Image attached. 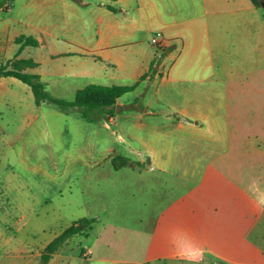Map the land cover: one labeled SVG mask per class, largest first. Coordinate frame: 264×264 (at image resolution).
Segmentation results:
<instances>
[{"label":"rangeland","instance_id":"obj_1","mask_svg":"<svg viewBox=\"0 0 264 264\" xmlns=\"http://www.w3.org/2000/svg\"><path fill=\"white\" fill-rule=\"evenodd\" d=\"M6 2L4 18L41 23L60 37L73 36V22L84 20V35L93 33L88 17L54 0ZM258 13L264 15L263 5ZM12 31L24 35L13 45L0 42V68L56 74L65 58L49 55L53 44L43 51L21 48L29 30L16 23ZM150 40L156 63L162 53ZM124 49L117 50L122 58L135 56ZM52 50L62 54L66 45L57 42ZM247 71L230 105L226 141L220 132L200 145L180 133L148 135L159 162L174 164L172 174L151 171L135 141L142 137L134 114L143 111L144 88L123 97L128 103L115 108L112 122L98 114L96 122L104 123L94 133L78 112L37 108L27 85L0 78V264H41L45 247L69 227L80 230L47 264H185L173 244L177 236L203 249L199 264H264V53ZM46 91L67 101L75 96L52 86ZM109 148L139 160L119 170L111 157L92 165ZM206 149L219 155L203 162Z\"/></svg>","mask_w":264,"mask_h":264},{"label":"crops","instance_id":"obj_2","mask_svg":"<svg viewBox=\"0 0 264 264\" xmlns=\"http://www.w3.org/2000/svg\"><path fill=\"white\" fill-rule=\"evenodd\" d=\"M54 1L79 18L82 14L88 17L87 27L94 28L91 36L84 35V20L83 23L73 22V36L67 32L60 37L41 23L28 25L4 18L0 12L1 43L13 45L17 37L24 35L13 33L12 27L17 23L29 30L26 37H33L38 42L35 50L43 51L57 42L66 45L62 54L52 52L54 46L49 48L50 56L65 58L56 74L48 77L35 71L46 89L52 86L60 91H73L75 95L90 84L136 85L129 93L144 88L143 111L134 114L138 120L136 129L142 137L136 136L135 141L142 146L151 171L157 169L172 174L175 167L169 162H159V154L150 142L149 134L172 136L180 133L194 137L199 145L209 134L217 132L221 133L222 141L228 139L232 132L227 128L229 109L239 91L242 70L249 72L258 54L264 53V15H259V7L250 0ZM261 5L264 0H260ZM42 8L45 6H36L37 11ZM77 27L82 31H75ZM156 32L162 33L168 47L155 63L148 41ZM121 49L127 50L125 53L134 49L135 56L122 58L117 54ZM88 62H93L95 68H87ZM79 83L84 85L78 86ZM124 96L127 95L116 101L119 112L128 103L122 100ZM107 116L108 121L114 120L113 116ZM87 123L96 133L104 122ZM201 153L199 159L203 162L210 155H219L208 149ZM113 155L131 162L139 160L137 154L109 148L103 158L92 165L99 166ZM164 219H169L168 215H164Z\"/></svg>","mask_w":264,"mask_h":264},{"label":"trees","instance_id":"obj_3","mask_svg":"<svg viewBox=\"0 0 264 264\" xmlns=\"http://www.w3.org/2000/svg\"><path fill=\"white\" fill-rule=\"evenodd\" d=\"M251 3L260 7L258 0H250ZM9 9L6 0H0V12H7ZM21 48L31 46L36 48L39 46L38 42L33 37H24L21 41ZM26 64L34 65L32 62H24ZM11 77L19 80L27 85L33 95L35 106L39 108L42 104H49L57 107L64 113L76 111L87 122L93 123L98 119V114L105 113L112 116L118 98L134 90L133 86H104L99 84H90L78 90L75 93L72 101H67L54 97L46 91L44 84L40 81L39 76L35 74H28L22 72L19 68L6 70L0 68V78ZM107 120V117H101ZM111 163L115 169H120L131 165L127 158L120 156H113ZM79 227H69L60 235L54 238L44 249L40 256L41 264H47L55 253L67 240L74 237L79 232Z\"/></svg>","mask_w":264,"mask_h":264},{"label":"clouds","instance_id":"obj_4","mask_svg":"<svg viewBox=\"0 0 264 264\" xmlns=\"http://www.w3.org/2000/svg\"><path fill=\"white\" fill-rule=\"evenodd\" d=\"M173 244L180 258L185 261V264H199V259L203 255V249L195 245L190 238L177 236L174 238Z\"/></svg>","mask_w":264,"mask_h":264},{"label":"built area","instance_id":"obj_5","mask_svg":"<svg viewBox=\"0 0 264 264\" xmlns=\"http://www.w3.org/2000/svg\"><path fill=\"white\" fill-rule=\"evenodd\" d=\"M150 39L151 45L156 47L161 53H163L168 47L166 40L160 32L154 33Z\"/></svg>","mask_w":264,"mask_h":264},{"label":"water","instance_id":"obj_6","mask_svg":"<svg viewBox=\"0 0 264 264\" xmlns=\"http://www.w3.org/2000/svg\"><path fill=\"white\" fill-rule=\"evenodd\" d=\"M263 7H264V5H263Z\"/></svg>","mask_w":264,"mask_h":264}]
</instances>
